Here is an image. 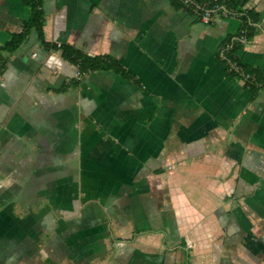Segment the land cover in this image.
<instances>
[{
	"label": "crops",
	"instance_id": "obj_1",
	"mask_svg": "<svg viewBox=\"0 0 264 264\" xmlns=\"http://www.w3.org/2000/svg\"><path fill=\"white\" fill-rule=\"evenodd\" d=\"M247 5L258 29L237 55L264 79V0ZM42 7L46 40L110 54L136 80L99 69L58 90L77 67L35 29L9 54L0 264H264V86L219 51L240 19L169 0ZM29 14L0 0V44Z\"/></svg>",
	"mask_w": 264,
	"mask_h": 264
},
{
	"label": "trees",
	"instance_id": "obj_2",
	"mask_svg": "<svg viewBox=\"0 0 264 264\" xmlns=\"http://www.w3.org/2000/svg\"><path fill=\"white\" fill-rule=\"evenodd\" d=\"M176 9L185 10L188 13L196 14L200 18L206 11H210V16L217 13L220 16H236L240 19L239 29L233 34H227L221 43L219 51L220 57L226 62H234L235 71H241L247 76L246 83L256 92L261 86H264V79L257 76V72L242 64L238 58L237 50L243 43L256 33L258 29V12L249 7V0H169ZM22 3L30 10L29 17L23 20L20 30L12 31L8 39L0 44V50L5 52L0 55V73L3 71L8 60L9 54L28 36L32 29L37 32V39L41 46L46 49H56L60 55L73 63L77 67L76 77L71 78L69 82L62 84L58 90L65 89L68 83H78L81 77L93 70H111L122 76L136 80L135 77L120 63L118 59L110 54H88L84 50L68 42H52L44 37L43 25L45 22V11L42 7V0H22ZM212 22V20L208 19ZM233 68L231 67L230 71ZM234 72V71H232Z\"/></svg>",
	"mask_w": 264,
	"mask_h": 264
},
{
	"label": "built area",
	"instance_id": "obj_3",
	"mask_svg": "<svg viewBox=\"0 0 264 264\" xmlns=\"http://www.w3.org/2000/svg\"><path fill=\"white\" fill-rule=\"evenodd\" d=\"M209 17H210V11L209 10H206L203 14H202V16H201V19L203 20V21H208V19H209ZM233 65L232 64H230L229 66H228V69H231V67H232Z\"/></svg>",
	"mask_w": 264,
	"mask_h": 264
},
{
	"label": "rangeland",
	"instance_id": "obj_4",
	"mask_svg": "<svg viewBox=\"0 0 264 264\" xmlns=\"http://www.w3.org/2000/svg\"><path fill=\"white\" fill-rule=\"evenodd\" d=\"M215 14H217V13H214L213 15H215ZM218 15V14H217Z\"/></svg>",
	"mask_w": 264,
	"mask_h": 264
}]
</instances>
